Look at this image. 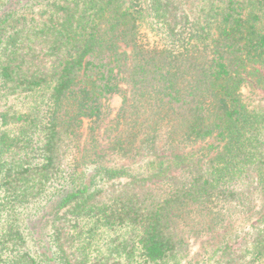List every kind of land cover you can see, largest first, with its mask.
<instances>
[{
  "label": "trees",
  "instance_id": "1",
  "mask_svg": "<svg viewBox=\"0 0 264 264\" xmlns=\"http://www.w3.org/2000/svg\"><path fill=\"white\" fill-rule=\"evenodd\" d=\"M248 87L264 0H0V264H264Z\"/></svg>",
  "mask_w": 264,
  "mask_h": 264
},
{
  "label": "rangeland",
  "instance_id": "2",
  "mask_svg": "<svg viewBox=\"0 0 264 264\" xmlns=\"http://www.w3.org/2000/svg\"><path fill=\"white\" fill-rule=\"evenodd\" d=\"M244 93H245L246 96L249 97L248 100H250V102L253 101V103H257V102H259V101L261 100V97L264 95V91L258 89V90H256V91L254 92V91H252L251 88H249V87L244 89ZM121 102H122V97H116L115 99H113V100L110 102V105H111L112 107L117 108V107L120 106ZM243 220H244L243 216L239 217V218L237 219V221H236V225L239 224V223H241ZM250 224H251V222H250V223L245 222V223L243 224V228L240 229V230L244 231V232H243V235H245V231H248V230H249ZM241 240H242V238H239V242H238V244H237V247H238V245H240V241H241ZM200 244H201L200 241L193 242L192 249H191L193 253H194V252H197V251L199 250V248H200Z\"/></svg>",
  "mask_w": 264,
  "mask_h": 264
}]
</instances>
